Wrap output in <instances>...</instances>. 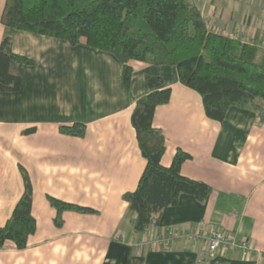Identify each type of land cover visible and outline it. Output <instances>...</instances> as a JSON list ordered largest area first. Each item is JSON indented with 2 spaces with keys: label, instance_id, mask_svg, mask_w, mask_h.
I'll list each match as a JSON object with an SVG mask.
<instances>
[{
  "label": "crops",
  "instance_id": "obj_1",
  "mask_svg": "<svg viewBox=\"0 0 264 264\" xmlns=\"http://www.w3.org/2000/svg\"><path fill=\"white\" fill-rule=\"evenodd\" d=\"M193 1L214 30L264 48V0ZM4 36L13 52L35 63H18L19 89L0 91V225L24 191L23 169L36 227L25 248H0V264H264V112L229 106L214 120L175 66L133 61L126 90L122 64L109 52L0 22V41ZM148 76L171 87L152 119L165 138L160 163L169 166L182 149L190 157L181 173L206 182L211 192L203 203L180 194L138 236L122 194L135 188L145 166L130 114L148 91ZM74 122L85 124L82 137L59 131ZM28 127L35 130L27 133ZM47 194L98 213L64 211L56 226ZM199 222L245 239L250 254L228 246L210 256L205 238L189 234ZM168 229L173 234L164 245L159 235Z\"/></svg>",
  "mask_w": 264,
  "mask_h": 264
},
{
  "label": "trees",
  "instance_id": "obj_2",
  "mask_svg": "<svg viewBox=\"0 0 264 264\" xmlns=\"http://www.w3.org/2000/svg\"><path fill=\"white\" fill-rule=\"evenodd\" d=\"M0 22L13 29L51 36L71 45L84 44L113 54L122 64V83L130 87L133 61L172 65L179 81L197 91L207 117L221 121L229 106L264 112V48L208 26L193 0H4ZM35 61L11 50V39L0 41V91H17L16 65ZM148 91L134 102L130 122L145 166L134 189L122 194L131 230L140 235L158 224L163 208L178 203L180 194L203 203L211 186L181 173L190 155L178 148L169 166L160 163L165 138L152 125L156 106L167 103L171 87L159 76L147 77ZM35 127H28L30 133ZM63 134L82 137L85 124H61ZM24 191L4 224L0 248H25L35 231L32 190L22 169ZM60 226L64 211L97 214V209L46 195ZM138 241V240H137ZM136 241V242H137Z\"/></svg>",
  "mask_w": 264,
  "mask_h": 264
},
{
  "label": "built area",
  "instance_id": "obj_3",
  "mask_svg": "<svg viewBox=\"0 0 264 264\" xmlns=\"http://www.w3.org/2000/svg\"><path fill=\"white\" fill-rule=\"evenodd\" d=\"M183 232L185 233V231ZM172 234L173 231L171 229L161 233L159 235V238H161L159 242L166 245L169 241L168 237ZM189 234L192 238L199 235L205 238L207 253L210 256L215 255L220 250H225L228 246L239 249L242 254H250V247L245 239H237L232 233L214 225L209 226L199 222L192 227V231ZM142 243H147V240L142 238L140 244Z\"/></svg>",
  "mask_w": 264,
  "mask_h": 264
}]
</instances>
